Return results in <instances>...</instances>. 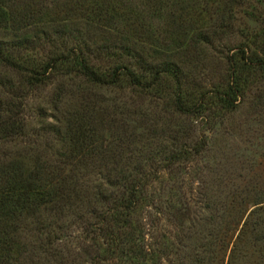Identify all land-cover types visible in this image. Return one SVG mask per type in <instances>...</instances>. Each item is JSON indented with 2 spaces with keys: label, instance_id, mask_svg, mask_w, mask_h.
Returning <instances> with one entry per match:
<instances>
[{
  "label": "rangeland",
  "instance_id": "374dc122",
  "mask_svg": "<svg viewBox=\"0 0 264 264\" xmlns=\"http://www.w3.org/2000/svg\"><path fill=\"white\" fill-rule=\"evenodd\" d=\"M123 3L125 9L131 11H141L146 7L153 11L147 0H124ZM220 5L221 0H173L167 6L163 4L155 15H148L147 21L141 17L135 21L130 17L128 22L116 20L130 34L126 36L118 34L119 31L114 28L105 34L89 20L61 24L59 21L62 20L58 19L52 23V26L58 27L56 32H52L53 27H43L45 33L52 32L49 33L51 40L41 37L44 40L29 45L25 52L29 53L27 58L34 62L45 61L49 55L71 48L75 43L71 37L81 35L91 47L107 39L118 47L129 44L132 49V44H136L139 52L144 48L145 56L157 48L158 53L151 55L154 57L152 61L159 62L184 42L185 46L172 54V60L182 72L190 74L188 81L181 83L185 88L187 104H193L200 95L212 94L226 86L232 71L228 60L235 50L231 51L245 40V36L235 32L225 34L222 40H219L221 36L210 38L209 43L199 49L193 50L191 43L185 50L192 40L190 35L185 36L186 31L191 29V33L205 24L207 27L209 17ZM255 10L264 15V0L258 3ZM241 13L236 14L237 25L243 29L254 27L252 19ZM63 29L66 32H62ZM67 33H70V38ZM4 36V33L0 34V37ZM5 39L8 40L7 37ZM150 43H158V47ZM250 49L264 60V35H261L258 46ZM96 57L91 54L92 61L102 69L114 63L98 55ZM21 74L20 70L12 71L0 65V106L12 103L13 117L23 128L22 136L17 140H0L2 158L19 160L28 170L42 164L57 166L59 161L68 163L67 143L58 141L50 131L54 128L63 134L67 127L63 115L82 109L92 98V102L96 103L92 125L98 132L97 141L105 139L106 142V137L109 140L110 135L113 141L112 151L107 157L111 163L109 167L112 166V158L116 157L112 155L120 152L125 155L123 161L130 169L134 164L146 163L145 172L152 175L148 185L142 188L146 200L131 216L130 228L125 227L120 232L123 235L133 231L139 237L136 249H130L128 245L124 255H108L109 248L102 243L104 237L95 235L96 230L93 231L99 227L100 220L96 215L100 210V214L103 213L104 205L94 206L97 212L91 215L82 202H75V208L68 210L64 218H58L60 227L64 229L58 242H55L57 244L52 246L48 244V235L52 232L44 230V237L41 238L37 224L30 218L24 219V229L16 237L18 246L25 248L24 254L23 248L19 255L16 252L12 257L13 264H98L104 258L107 259L105 264H197L195 260L201 261V264H229L234 253L231 243L238 233L233 226L244 213L247 216L255 208V195L264 199V68L257 65L238 70L242 92L236 110L227 112L219 108L208 110L203 115L193 113L188 116L176 110L175 83L170 78H162L157 94L137 91L124 83L120 89L97 90L92 93L93 96L88 98L83 95L81 98L73 84L55 106L57 87L63 78L53 75L46 84L34 85L28 84ZM212 101L214 99L208 98L206 103ZM4 108L0 109V114L7 117L6 104ZM203 141H206L204 148ZM182 147L199 151V154L165 170L162 166L165 154L161 155V150L171 153ZM77 170V180L85 187L105 188V179L97 174L95 168L80 165ZM201 182L206 183V190L202 191L211 197L213 214L216 216L218 213L220 225L230 224L228 227L232 230L219 233L221 242L213 253L194 257L192 251L186 250L184 257H179L177 235L186 233L187 227L191 226V215L189 220L187 215H193L197 207L187 196L196 195L200 187H204ZM242 199L248 203L243 205ZM226 209L231 212L223 215ZM238 211L242 213L235 216ZM53 233L57 232L53 230ZM53 249L54 254L50 255ZM242 250L244 256L235 257V264H264L263 245L256 250L244 244Z\"/></svg>",
  "mask_w": 264,
  "mask_h": 264
},
{
  "label": "trees",
  "instance_id": "16d2710c",
  "mask_svg": "<svg viewBox=\"0 0 264 264\" xmlns=\"http://www.w3.org/2000/svg\"><path fill=\"white\" fill-rule=\"evenodd\" d=\"M123 1L0 0V34H5L4 37H0V65L10 68L12 71L23 72L21 75L26 78L28 84L44 85L53 75L63 78L60 86L57 87L55 106L62 101L65 91L72 88L73 84L81 98L83 95L89 98L97 90L120 89L124 83L134 90L157 94L159 93L157 87L162 78H170L175 83L176 110L182 114L188 116L198 113V115H203L211 109L221 108L222 111L228 112L238 108L242 92L238 70L242 67L250 68L257 65L264 68V60L258 58L255 51L254 53L250 52V48L258 46L261 35H264V15H259L255 10L258 3L263 0H221V5L214 15H209L211 17H209L207 27L205 24L203 28L193 29L191 33V29L186 31L185 36L190 35L189 38L192 37V40L186 45L185 50L190 47L191 43L193 44L192 49L195 50L208 44L210 38L221 36L219 40H222L225 34L238 32L245 36L244 43L239 44L231 51L235 50L228 60L232 71L226 86L217 89L212 94L200 95L193 104H187L185 88L181 83L184 80L188 81L190 74L188 71V73H185L184 70L182 72L172 60V54L176 49L180 50L185 46L186 43L183 41L180 47L173 49L175 51H171L165 60L159 62L152 61L154 57L151 55L158 53V50H155L157 48L152 51L154 53L148 49L151 54L145 56L144 48L139 52L136 49V44H132V49L129 44L118 47L116 43L107 39L102 40L101 43H95L96 46L91 47L81 35L71 37L72 41H75L71 48L51 54L52 56L49 55L50 57L45 61L34 62L27 58L29 53L25 51L29 45L33 46L44 39L51 40L49 33L56 32L58 29V27L52 26L54 20H62L59 21L61 24H74L81 20H89L94 22L95 28H99L105 34L111 30L110 28H114L119 31L118 34L126 36V34H130L116 20L128 22L130 17L134 21L141 17L143 21H147L148 17L160 12L163 4L167 6L173 0H147V4L153 8V11H150L148 7L141 11L125 9ZM240 12L250 20L252 19L254 27L243 29L237 25L236 14ZM85 23L88 24V22ZM45 25L49 29L53 27L52 32L45 33L46 30L43 29ZM142 25L141 27H143ZM128 27L127 23L126 28ZM262 27L263 30H261ZM131 29L135 30L133 27ZM62 32H66V29H63ZM75 32L79 34L78 30ZM59 34L62 36L61 32ZM66 35L69 38L71 36L70 33ZM6 37L8 40L5 39ZM150 44L158 47V43ZM91 54H94L95 58H98L96 57L98 55L109 61H114V63L107 69H102L92 61ZM208 98L209 100L214 99V101L206 103ZM5 104L8 113L7 117L0 114V140L4 141L9 138L10 141L15 138L17 140L22 136L23 128L16 117H13L14 106L12 103ZM3 106L1 105L0 109H5ZM95 107L96 103L92 102L91 98L82 109L63 115L64 121L67 123L63 134L54 128L50 131L58 141L67 143L68 152L66 154L70 159L68 163L59 161L56 162L57 166L53 163L42 164V166H35L32 170H28L19 160L2 158L0 155V264H13V255L16 252L18 255L21 253L23 247L18 246L16 237L24 229V219L30 218L31 222L37 224L36 228L41 232L39 233L41 238L44 237V230L52 232L48 235L49 237L47 236L50 246L58 242L61 231L64 229L60 227L58 218L60 216L64 218L68 210L75 208V202H82L91 215L97 212L96 209H93L94 206L102 207L104 205L103 213L100 214V210L97 213L99 215H96L100 220L99 227L93 231L96 230L95 235L104 237L102 243L107 244L108 255H124L123 252H126L125 249L128 245L130 249L131 247L132 249L137 248L140 239L133 231L123 235L120 232L125 227L130 228L131 218L146 200L142 188L148 185L149 177L152 174L145 172L146 163L134 164L130 169L128 164L123 161L125 155L120 152L112 155L116 157L112 158L113 163L109 167L111 163L107 157L108 153L112 151L110 147L113 141H111V135L109 140L106 137V142H104L105 139L101 142L97 141L98 132L92 125L96 115ZM105 111L106 109L103 108L104 113ZM202 144V147H205L206 141H203ZM160 153L161 155L165 154L162 166L168 170L175 163L190 160L195 154L198 155L199 151L182 147L179 151L168 153L161 150ZM80 165L84 168L86 165L95 168L97 174L105 179V188L101 186L93 188L90 185L85 187L81 184L77 180V168ZM201 185L204 187H200L196 195L187 196L189 201L197 207L193 215L190 213L187 215L188 220L190 218L188 216L191 215V226L187 227L186 233L182 232L177 235L179 257H184L186 250L192 251L194 257H205L206 253H213L214 248L218 247L221 242L219 233L232 230L228 227L230 224L224 227L220 225L218 213L216 216L213 214L211 197L202 191V189L206 190V183L201 182ZM242 202L243 205L248 203L244 199ZM241 205L239 204V206ZM253 207L255 208L247 216L244 213L233 226L235 227L233 230L238 233L235 241L231 243L234 246L232 248L234 253L231 255L229 264H235V257L244 256L242 254L244 244L251 245L256 250L259 247L261 249L262 245L264 247V199L255 195ZM229 211L226 209L223 215ZM240 213L236 212L235 216ZM53 230L57 233L54 234ZM112 237L114 238L111 239ZM54 250L50 255L54 254ZM110 258L108 257V259ZM105 261H107L106 258L99 260L98 264H103ZM195 261L197 264H201V261Z\"/></svg>",
  "mask_w": 264,
  "mask_h": 264
}]
</instances>
